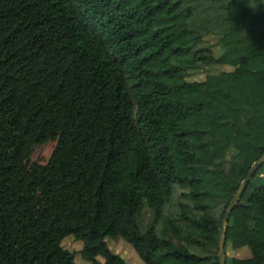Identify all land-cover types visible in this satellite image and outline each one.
<instances>
[{"label":"trees","instance_id":"obj_1","mask_svg":"<svg viewBox=\"0 0 264 264\" xmlns=\"http://www.w3.org/2000/svg\"><path fill=\"white\" fill-rule=\"evenodd\" d=\"M193 10L0 0V264H74L67 238L92 264L126 263L109 240L144 264H220L214 207L225 212L264 155V0H227L220 57L204 45L208 27L190 26ZM214 64L234 69L187 80ZM50 141L48 162H31ZM263 165L226 230V254H247L227 264H264ZM177 187L199 212L184 208L185 225L165 217Z\"/></svg>","mask_w":264,"mask_h":264},{"label":"rangeland","instance_id":"obj_2","mask_svg":"<svg viewBox=\"0 0 264 264\" xmlns=\"http://www.w3.org/2000/svg\"><path fill=\"white\" fill-rule=\"evenodd\" d=\"M185 5H191L193 7V15L190 19V26L192 28H198L200 24H204L208 27V33L204 36L205 46L209 47L213 54L216 57H220L223 54V46L221 42V36L227 29V0L222 2H215L211 0H183ZM250 31H245V34H250ZM234 68L229 65H221V64H214V65H201L198 69L190 72L187 80L189 81H203L205 80L207 74L212 73H220L225 71H232ZM56 145L55 141H50L44 145H38L34 148V151L31 155V162H40L45 164L48 162L54 147ZM228 156V160H229ZM226 169L229 170V164H226ZM264 180V165L259 170L256 178L254 179V183L259 185ZM188 188L184 187H177L174 197L171 202L165 208V217H170L177 221L179 225H185L186 221L181 219L180 216L182 214V210L185 208L187 213L190 216H196L199 212L190 205L191 200L187 196L186 191ZM214 212L220 218L223 216L224 213V205L218 204L214 207ZM154 219V215L152 210L149 207L143 212L141 217V224L142 226L146 227L150 224ZM161 225V223H160ZM170 235V233H169ZM175 242L178 244H186L185 240H179L173 236ZM110 247L115 253L120 254L126 261L125 264H144L137 254L135 253L132 246L127 244L124 241H112L109 240ZM63 246L70 250L71 252L75 253V260L74 264H92L91 262L85 260L82 257V242L76 240L74 238H67L63 241ZM196 252H201L199 249H195ZM244 249H233L231 247H227V254L231 257L243 258L245 254L242 253ZM249 251V250H248ZM231 260V259H230ZM229 260L228 264H231Z\"/></svg>","mask_w":264,"mask_h":264},{"label":"water","instance_id":"obj_3","mask_svg":"<svg viewBox=\"0 0 264 264\" xmlns=\"http://www.w3.org/2000/svg\"><path fill=\"white\" fill-rule=\"evenodd\" d=\"M264 164V155H262L254 164L251 166L247 176L241 182L239 188L237 189L235 195L230 201L227 209L225 210L219 228V243H218V257L220 264H227V254H226V230L227 225L231 216L232 211L236 205L241 200L249 182L253 178L254 174L257 172L258 168Z\"/></svg>","mask_w":264,"mask_h":264},{"label":"crops","instance_id":"obj_4","mask_svg":"<svg viewBox=\"0 0 264 264\" xmlns=\"http://www.w3.org/2000/svg\"><path fill=\"white\" fill-rule=\"evenodd\" d=\"M242 253L245 254V255L247 254L245 250H243Z\"/></svg>","mask_w":264,"mask_h":264}]
</instances>
